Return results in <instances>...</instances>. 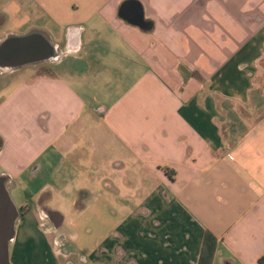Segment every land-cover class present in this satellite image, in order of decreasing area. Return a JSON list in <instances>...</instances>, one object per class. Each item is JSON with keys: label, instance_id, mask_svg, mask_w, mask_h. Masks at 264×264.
Instances as JSON below:
<instances>
[{"label": "crops", "instance_id": "0c3cea01", "mask_svg": "<svg viewBox=\"0 0 264 264\" xmlns=\"http://www.w3.org/2000/svg\"><path fill=\"white\" fill-rule=\"evenodd\" d=\"M25 2L68 71L0 97L1 176L49 177L17 207L10 262L196 264L209 231L211 264H260L264 0ZM105 208L119 242L88 252L69 228Z\"/></svg>", "mask_w": 264, "mask_h": 264}, {"label": "rangeland", "instance_id": "374dc122", "mask_svg": "<svg viewBox=\"0 0 264 264\" xmlns=\"http://www.w3.org/2000/svg\"><path fill=\"white\" fill-rule=\"evenodd\" d=\"M28 3L29 2H27V4ZM25 4V0H0V40H2L6 34H21L29 30L28 27L33 17L31 16L32 9L37 8L32 7V2H30V7H27L30 11L29 12L28 10L24 9L23 6H25ZM52 35V41L56 42L55 35L53 33ZM59 42L60 41H58V43ZM64 58L65 59L58 65L53 64V62H44L41 64L24 66L14 73H8V71H6V73H1L0 71V97L7 94L11 89H13L14 86L26 81V79H29V77L33 75H38L39 73L44 72H50L56 75H64L65 71H68V55ZM1 147L2 144L0 148ZM3 173H6V170H4L0 165V176ZM20 179L22 180L15 181L14 184H12L11 181V183L8 182L6 185L10 198L16 207H19L22 203H25L29 199L26 197L28 191H34L43 183L49 182V177L44 174H41L36 178L30 175H24ZM119 221L120 218L107 208L103 210L88 209L85 213H83L81 219L72 224L71 228H69V231L79 232L81 234L80 243L82 242V239L86 241L84 243V247L88 249V252H92L95 250L98 238L105 240L109 239L114 243L119 242V238L115 232V225L118 224ZM17 224L15 225L16 230L18 226ZM60 228L68 235V220ZM12 247L13 243L10 242L9 254L12 250Z\"/></svg>", "mask_w": 264, "mask_h": 264}, {"label": "water", "instance_id": "95a60500", "mask_svg": "<svg viewBox=\"0 0 264 264\" xmlns=\"http://www.w3.org/2000/svg\"><path fill=\"white\" fill-rule=\"evenodd\" d=\"M121 8L123 17L138 25L142 24V13L136 5ZM135 4V2H131ZM58 57L55 44L41 29H32L16 34L9 33L0 40V70L16 71L24 66L50 62ZM7 180L0 176V264H12L9 259V243L15 237L18 209L6 188Z\"/></svg>", "mask_w": 264, "mask_h": 264}, {"label": "trees", "instance_id": "16d2710c", "mask_svg": "<svg viewBox=\"0 0 264 264\" xmlns=\"http://www.w3.org/2000/svg\"><path fill=\"white\" fill-rule=\"evenodd\" d=\"M2 140L0 139V146ZM26 207H21L18 209V215L21 216L25 212ZM216 247V237L209 231H205L203 236L201 250L196 264H211L214 256ZM259 263L264 264V256L259 258Z\"/></svg>", "mask_w": 264, "mask_h": 264}, {"label": "flooded vegetation", "instance_id": "af4514ba", "mask_svg": "<svg viewBox=\"0 0 264 264\" xmlns=\"http://www.w3.org/2000/svg\"><path fill=\"white\" fill-rule=\"evenodd\" d=\"M49 215H50V217H51L52 219H54V216H55L54 213H50Z\"/></svg>", "mask_w": 264, "mask_h": 264}]
</instances>
